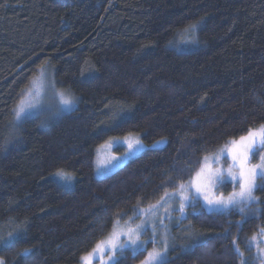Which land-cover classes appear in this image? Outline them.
Returning a JSON list of instances; mask_svg holds the SVG:
<instances>
[{
	"label": "trees",
	"instance_id": "1",
	"mask_svg": "<svg viewBox=\"0 0 264 264\" xmlns=\"http://www.w3.org/2000/svg\"><path fill=\"white\" fill-rule=\"evenodd\" d=\"M192 25L196 40L177 44ZM44 68L77 105L11 134L14 109ZM261 125L264 0H0V256L82 264L117 222H137ZM129 135L147 148L97 176L98 148ZM254 194L243 214L193 199L167 264H264L252 239L264 229L263 181ZM153 247L125 249L115 264H140Z\"/></svg>",
	"mask_w": 264,
	"mask_h": 264
},
{
	"label": "rangeland",
	"instance_id": "2",
	"mask_svg": "<svg viewBox=\"0 0 264 264\" xmlns=\"http://www.w3.org/2000/svg\"><path fill=\"white\" fill-rule=\"evenodd\" d=\"M195 32L197 33V27L194 30L192 28L185 30L178 35L177 44L182 45L183 40L180 38L182 36L184 38L185 35L189 36L188 39L190 40L188 41H195L196 38L191 35V33ZM61 92L66 96L75 99V96L72 93L56 83L52 73L47 68L42 69L39 74L34 77L30 85L24 90L14 109L12 122L15 125L13 126V123L11 125V134H16L20 124L30 117L40 116L50 119L58 115L54 114V112L56 101L58 99L57 94ZM75 101L76 103L72 105L71 108L66 109L61 113L69 112L74 109L77 105V100L75 99ZM22 103L25 106L26 115L23 119L17 120L16 110ZM29 104L32 105L31 108L27 107ZM239 140L240 139L234 141L239 142ZM137 141H139V145H137ZM232 142L228 143L217 153L209 155L204 160L202 167L197 172L194 179L182 186L177 192L164 197L162 201L154 206L144 209L143 211L141 210L139 214L140 218L137 222H117L113 232L106 239L101 241L91 253L83 257L82 264H84L85 260H87L89 264H115L125 249L130 248L133 250H139L140 248L147 246L149 243H152L154 246L149 252L153 251V249L159 250L162 253L166 252L167 260L171 249L181 245V234L186 233L185 230L180 233L176 232L178 231L177 227L180 224L179 221L186 215V207L189 206L193 200L191 199L192 197L200 199L203 206L210 211H226L231 209L209 205L207 200L215 201L221 198L227 200L231 193L239 191L238 182L232 180L231 175H229L230 171L235 175H238L239 171L238 166L234 165L232 159ZM130 144L132 146L131 148ZM146 148L147 146L138 135L116 138L102 144L96 152V175L102 177L113 173V171L142 153ZM260 149H262V147L257 145L258 154L250 156L249 166L261 163L260 156L264 155V152ZM256 156L257 160H255ZM58 178L62 179L60 176H58ZM224 182L232 183L235 185V189L230 192L220 190V187ZM256 183L258 186L260 180L258 179ZM197 189H199V191H197ZM253 195L255 196L254 192ZM182 196L190 198L184 201L183 211H181L180 207ZM205 197H207V199H205ZM129 229L136 230L133 234V238H136V236L139 237L137 240V245H140L139 247L130 243ZM144 236H146V238H144ZM110 240L117 246H123L122 250L115 252L114 260L112 262L109 260V257L113 255L111 251L112 245L109 243ZM253 244L256 247L257 256L261 262L264 263V253L260 252V249H264V232H261L256 236V239L253 240Z\"/></svg>",
	"mask_w": 264,
	"mask_h": 264
},
{
	"label": "snow or ice",
	"instance_id": "3",
	"mask_svg": "<svg viewBox=\"0 0 264 264\" xmlns=\"http://www.w3.org/2000/svg\"><path fill=\"white\" fill-rule=\"evenodd\" d=\"M191 28L194 30L196 25H192ZM58 99L55 105V112L54 114H59L66 109H69L76 103L75 99L66 96L64 93L57 94ZM31 108L32 105L29 104L27 106ZM26 115L25 106L23 103L17 108L16 110V118L17 120H21ZM139 145V141L136 142ZM232 159L234 161V165L238 166V175L232 174L231 171L229 175H231L232 180L237 181L239 184V191H234L231 193L227 200L219 199V200H207L209 205L213 206H220L222 208H238L239 212L243 214L245 210L254 202H256V197L253 195L254 190L257 188L256 181L259 179L260 181H264V155L260 156L261 163L256 165L249 166V159L250 156H254L258 154L257 145L259 147L264 148V125H261L258 129L248 131L246 136H242L239 142L233 141L232 142ZM130 144V148H131ZM60 176L65 181H70L72 178L63 173L61 170L56 174ZM199 191V189H197ZM188 197H181V211L184 208V201L188 200ZM191 199H195L192 197ZM207 199V197H205ZM129 241L132 245H137V240L139 239L138 236L133 238V234L136 230L129 229ZM264 232V229L261 230ZM12 234H10L11 236ZM21 234L17 233L16 236L19 237ZM253 240L256 237L252 238ZM4 246H8V241L0 242ZM109 243L111 246L112 256L109 257L110 262L114 260L115 252L118 250H122L123 246H117L116 244L112 243L110 240ZM195 243L190 245V247H195ZM99 248V246H98ZM261 253H264V249H260ZM31 253V249H24L22 252L18 253L17 255L20 257H27ZM94 255V253H93ZM0 264H8V261L0 256ZM84 264H89L87 260L84 261ZM142 264H167L166 261V252L162 253L159 250L153 249V251L149 252L146 259L142 261Z\"/></svg>",
	"mask_w": 264,
	"mask_h": 264
}]
</instances>
